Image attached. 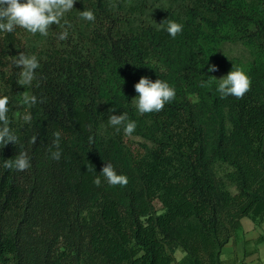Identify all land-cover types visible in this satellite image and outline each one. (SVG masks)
<instances>
[{"label": "trees", "instance_id": "trees-1", "mask_svg": "<svg viewBox=\"0 0 264 264\" xmlns=\"http://www.w3.org/2000/svg\"><path fill=\"white\" fill-rule=\"evenodd\" d=\"M87 9L95 22L80 19ZM66 19L65 41L56 25L48 37L0 33V95L20 138L0 148V264H174L177 250V264H225L241 219H264V0H75ZM167 20L184 24L175 39L158 30ZM229 44L250 58L222 54ZM19 52L40 58L30 87L12 64ZM212 64L244 67L251 90L221 99L200 87V75L217 78ZM142 76L176 89L159 113L133 107ZM26 95L42 102L29 108ZM123 111L136 148L107 124ZM56 131L60 161L49 153ZM19 152L31 167L4 169ZM106 163L127 186L93 183Z\"/></svg>", "mask_w": 264, "mask_h": 264}, {"label": "clouds", "instance_id": "clouds-1", "mask_svg": "<svg viewBox=\"0 0 264 264\" xmlns=\"http://www.w3.org/2000/svg\"><path fill=\"white\" fill-rule=\"evenodd\" d=\"M75 0H0V33L12 34L17 29L35 36L48 37L51 26L56 25L61 28L57 35L59 41L69 38V30L72 24L66 19V15L74 8ZM80 19L88 22H95L94 11L87 9L80 11ZM158 30L166 31L167 34L175 39L182 34L184 24L174 20H167L158 23ZM208 63V62H207ZM14 67L18 68L22 86L30 87L37 79V70L40 69V58L36 54L19 52L12 61ZM205 66V65H204ZM204 68V67H203ZM209 73L218 71L215 64L207 68ZM200 87H211L215 85V90L221 99L228 97L243 98L251 90L252 79L244 67L232 68L227 75L217 79L209 76L205 79L202 75ZM215 78V79H213ZM137 95L131 100L133 107L138 115L161 112L166 104H170L176 98V89L169 82L161 79L153 81L147 76H142L134 85ZM38 102L35 95L23 97V104L31 108ZM9 97L0 95V148H4L9 143L18 145L19 136L11 126L9 117ZM116 110H112L114 113ZM25 122L30 123L31 117L25 115ZM107 124L116 133H123L131 137L137 129L136 120L129 116L127 111L120 115L111 114L107 118ZM54 139L49 148L50 158L60 161L63 149L61 148V132L53 133ZM33 143L36 137H33ZM31 167V157L27 152H19L14 158L3 161V168L7 170L25 171ZM93 172L94 169H92ZM102 182L109 186L125 187L128 184V177L125 174H118L112 163H106L101 172L97 174L93 183L100 187Z\"/></svg>", "mask_w": 264, "mask_h": 264}, {"label": "crops", "instance_id": "crops-1", "mask_svg": "<svg viewBox=\"0 0 264 264\" xmlns=\"http://www.w3.org/2000/svg\"><path fill=\"white\" fill-rule=\"evenodd\" d=\"M184 253L179 257L174 253V264L185 257ZM221 259L225 264H264V219L242 218L240 228L222 248Z\"/></svg>", "mask_w": 264, "mask_h": 264}, {"label": "rangeland", "instance_id": "rangeland-1", "mask_svg": "<svg viewBox=\"0 0 264 264\" xmlns=\"http://www.w3.org/2000/svg\"><path fill=\"white\" fill-rule=\"evenodd\" d=\"M221 52H223L222 54H225L227 57H229L231 60L235 61L236 63L238 62L244 63L250 58L249 51L241 44L225 45L223 49H221ZM215 74L218 79L226 75L219 68L218 71L215 72ZM191 99L194 102L199 101V98L196 95H191ZM128 140L132 145V147L136 148L138 146V142H141L142 139L140 137L131 136L128 138ZM156 206L157 208H160L161 204L159 202H156ZM182 253L183 252L181 250H178L177 253L175 254L179 257L182 256Z\"/></svg>", "mask_w": 264, "mask_h": 264}]
</instances>
